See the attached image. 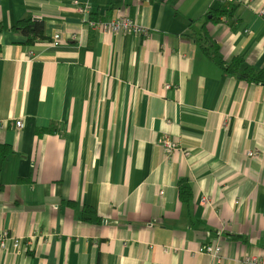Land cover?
<instances>
[{"label": "crops", "instance_id": "0c3cea01", "mask_svg": "<svg viewBox=\"0 0 264 264\" xmlns=\"http://www.w3.org/2000/svg\"><path fill=\"white\" fill-rule=\"evenodd\" d=\"M232 2L0 0V264L264 263V86L196 41L264 70V0L206 24ZM122 14L148 36L87 24Z\"/></svg>", "mask_w": 264, "mask_h": 264}, {"label": "trees", "instance_id": "16d2710c", "mask_svg": "<svg viewBox=\"0 0 264 264\" xmlns=\"http://www.w3.org/2000/svg\"><path fill=\"white\" fill-rule=\"evenodd\" d=\"M238 9L239 4H237L236 1L228 5L221 4L218 8L212 9L208 13L206 17V24L209 22L218 23L222 19H225L231 27H234L235 23L238 21ZM92 14L93 13L90 12L89 21L96 19ZM89 23L90 22H88L87 24ZM18 27L25 35H29L30 33L39 34L41 32V25H37L36 23L32 24V22L29 21L21 22ZM196 41L205 56L218 67H220L226 74L234 76L238 80L248 84H257L264 86V70H257L255 68H252L246 64L245 60L238 57L234 58L230 63H227L220 53V47L213 41V39L207 34V32L204 33V36L202 38H198ZM11 153L12 150L9 146L0 145V156L5 158ZM179 188L181 198L186 201L191 195L189 186L185 181H181L179 184Z\"/></svg>", "mask_w": 264, "mask_h": 264}, {"label": "built area", "instance_id": "2783aa9c", "mask_svg": "<svg viewBox=\"0 0 264 264\" xmlns=\"http://www.w3.org/2000/svg\"><path fill=\"white\" fill-rule=\"evenodd\" d=\"M238 2H243L244 0H236ZM87 12L89 8H86ZM258 15L261 19L264 20V8H261L258 12ZM90 28L93 31H101L105 33H112V34H132L135 36H142L147 37L148 32L146 29L142 28L138 23L134 22L133 20L129 19L126 14L120 15L117 19H114L112 21H104V20H98L94 22H90ZM55 45L59 44L60 36H55ZM16 126L20 129L24 128V123L22 121H18L16 123ZM164 152L167 155L172 154L175 152L178 148L175 144L171 143L168 140H165L163 143ZM10 238V235L8 232H3L1 236V246L3 249H7L6 247V240ZM21 240L20 239H14L13 246L15 250H19L21 247ZM200 252L206 255H210L214 258H220L222 248L219 246H204L200 249ZM248 262L252 261L251 259L247 260ZM264 264V263H262Z\"/></svg>", "mask_w": 264, "mask_h": 264}, {"label": "bare ground", "instance_id": "6f19581e", "mask_svg": "<svg viewBox=\"0 0 264 264\" xmlns=\"http://www.w3.org/2000/svg\"><path fill=\"white\" fill-rule=\"evenodd\" d=\"M234 1H236V0H234ZM237 3H242V2H238V1H236Z\"/></svg>", "mask_w": 264, "mask_h": 264}]
</instances>
